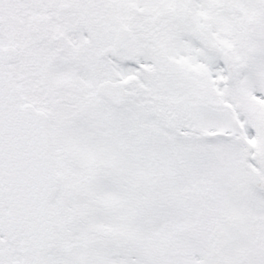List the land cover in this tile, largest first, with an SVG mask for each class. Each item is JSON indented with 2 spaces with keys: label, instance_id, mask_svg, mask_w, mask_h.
Wrapping results in <instances>:
<instances>
[{
  "label": "snow or ice",
  "instance_id": "6c2138e0",
  "mask_svg": "<svg viewBox=\"0 0 264 264\" xmlns=\"http://www.w3.org/2000/svg\"><path fill=\"white\" fill-rule=\"evenodd\" d=\"M0 264H264V0H0Z\"/></svg>",
  "mask_w": 264,
  "mask_h": 264
}]
</instances>
